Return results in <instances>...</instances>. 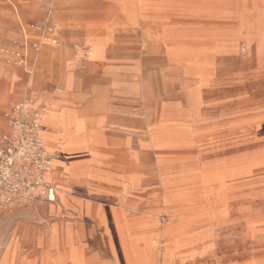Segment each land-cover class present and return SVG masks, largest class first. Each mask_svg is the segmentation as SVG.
Masks as SVG:
<instances>
[{
    "label": "rangeland",
    "instance_id": "obj_1",
    "mask_svg": "<svg viewBox=\"0 0 264 264\" xmlns=\"http://www.w3.org/2000/svg\"><path fill=\"white\" fill-rule=\"evenodd\" d=\"M134 2L137 16L142 17V21L131 28V36L138 45L126 49L125 53L142 63L144 79L156 80L157 86L143 88L147 105H154L153 97L160 95L169 109L178 104L182 115H192L182 123H172L173 128L161 136L162 142L176 144L163 146L154 154L162 168L180 171L190 182L213 172H245L241 180L227 189L225 206L211 205L210 200L215 195L202 194V190L196 188L188 194H170L175 199L178 197V202L173 203L175 206L169 213L156 216L158 225L151 233L158 238V250L153 262L264 264V0ZM50 3L47 7L10 8L16 18L28 12L32 21L42 19L40 24L33 26L49 35L44 41V46L48 47L60 46L64 29L58 22L64 21L66 15L77 30L81 21V25L88 26L89 29L80 28L87 30L89 35L98 34L107 25L118 29L121 25L118 21L124 16L121 7L105 3L70 7L55 5L54 0ZM208 15L214 19L205 18ZM129 16L132 21V14ZM158 36L163 37V42L154 39ZM141 43L143 52L139 48ZM42 48L37 45L33 50L37 54ZM88 49L93 53L91 58L100 56L98 43L90 41L83 59L76 65L75 76L96 82L100 75L86 70L87 62L91 61L86 58ZM24 55V49L16 51L8 58L11 70L3 72V78L12 76L16 83L6 86L4 80L0 81V143L12 131L2 113L20 103L25 106L29 99L39 98L32 89L43 93L50 89L41 84L47 71L35 70ZM81 71L86 75L80 74ZM52 73H59V70ZM6 90L7 95L4 94ZM124 101L121 96L116 102L123 107ZM45 102L50 111V103ZM170 112L176 114L173 110ZM28 118H35V113H29ZM65 129L62 126L68 138ZM68 142L67 139L65 153L67 150L75 156L85 154L80 150L82 146L69 148ZM41 154L48 165L58 160L56 150L47 155L42 149ZM156 169L154 167L153 171ZM36 188L23 190L9 202L0 203V264H89V261L91 264H125L122 243L114 241L113 248L118 255L115 258L110 245L103 241V232L71 212L72 202L68 208L51 213L46 190ZM57 192L56 188L55 195ZM78 200L83 202L80 197ZM152 205L159 206V199H154ZM191 217L203 223L198 228L184 227L182 222ZM168 220L171 225L165 227ZM166 231L175 235L163 239ZM191 237L197 240L195 244L180 245L164 256L167 246L173 247L178 240Z\"/></svg>",
    "mask_w": 264,
    "mask_h": 264
},
{
    "label": "crops",
    "instance_id": "obj_2",
    "mask_svg": "<svg viewBox=\"0 0 264 264\" xmlns=\"http://www.w3.org/2000/svg\"><path fill=\"white\" fill-rule=\"evenodd\" d=\"M54 1L55 5L65 7L105 3L123 7L124 16L118 21L121 23L118 29L107 25L98 34L89 35L87 30L82 29H89L88 26L81 25V21L77 30L78 27L66 15L64 21L58 22L64 29L61 47H48L44 46V41L49 35L33 26L40 24L42 19L32 21L28 12L16 18L10 8L47 7L51 4L50 0H0V81L4 80L6 86L16 83L12 76L3 78V72L11 70L8 58L24 49L25 55L28 54L27 57L24 56L35 70L47 71L41 78V84L50 88L48 92L32 89L29 85L34 94L51 105L50 111L48 105L42 120L44 127L50 130L43 132L44 137L53 143L52 132L61 130L62 125H65L69 135L68 145H71L69 148L76 143L87 150L85 154L75 156L67 150L65 153L63 149L62 157L54 162L53 166L56 168L50 176V183L58 192L56 203H49L50 212L68 208L73 203L71 212L80 215L81 220L88 225L95 224L101 231L105 225L114 232L115 240L120 244L122 240L116 227L119 221L124 226L133 228L129 239L141 244L144 243L143 239L150 241L153 238V227L158 225V222L154 225L152 219L158 214L169 213L175 206L173 203L178 202V197L175 199L170 194H188L193 188L202 190L200 178L190 182L180 171H166L154 155L163 149L158 144L162 142L161 136L170 131L173 121H169V118H174L173 123L179 124L182 116L180 107L174 104L169 109L160 95L153 97L154 105L146 103L147 95L143 88L155 86L156 80L144 79L145 68L141 62L127 57L125 53L126 49L138 45L131 36V28L141 22L142 17L136 14L134 0L125 1L126 3L116 0ZM129 14L133 18L131 22ZM144 38L145 36L142 37ZM158 38V41L163 42V37L155 39ZM90 41L98 43L101 56L87 62L86 70L95 69L100 75L96 82L75 76L76 65L83 59L84 49ZM37 45L43 48L36 54L33 47ZM140 45L143 52L144 47ZM100 58L102 59L99 60ZM55 69L59 73H52ZM84 72L81 71L80 74ZM7 93L6 90L4 94ZM121 96L125 99L123 107L116 102ZM9 110L10 108L2 113L4 121V115ZM172 110L175 115L170 112ZM48 111L53 114L50 125L45 122ZM76 123L82 126L78 131H75ZM153 135L157 139H153ZM154 167L157 168L156 172L153 171ZM153 194L163 195L156 197ZM78 197L83 202H79ZM154 199H159V206L152 205Z\"/></svg>",
    "mask_w": 264,
    "mask_h": 264
},
{
    "label": "bare ground",
    "instance_id": "obj_3",
    "mask_svg": "<svg viewBox=\"0 0 264 264\" xmlns=\"http://www.w3.org/2000/svg\"><path fill=\"white\" fill-rule=\"evenodd\" d=\"M126 2L128 0H125ZM124 2V1H123ZM125 2V3H126ZM255 7V6H254ZM259 8V7H257ZM123 9V7H122ZM28 11V10H27ZM64 11V10H63ZM60 12V11H58ZM139 17V16H138ZM151 18V17H150ZM205 18L207 19H214L212 17V15H208L206 16ZM130 19V17H129ZM131 22V21H130ZM95 30V29H94ZM67 32V31H65ZM76 32V31H75ZM74 32V33H75ZM73 33V34H74ZM159 37V36H158ZM68 38V37H67ZM73 38V37H72ZM155 39V38H154ZM68 40V39H67ZM157 40V39H156ZM159 40V38H158ZM43 41V40H42ZM138 42V41H137ZM40 43V42H39ZM38 43V44H39ZM55 43V42H54ZM65 43V42H64ZM117 43V42H116ZM166 43V42H165ZM248 43H249V40L246 41V45L248 46ZM66 44V43H65ZM63 44V45H65ZM142 44V43H141ZM62 45V44H61ZM60 45V47H61ZM68 45V44H67ZM114 45V44H113ZM168 44L166 43V47H167V52L168 54L170 53V50H169V47L167 46ZM244 45V44H243ZM99 46V45H98ZM150 46V45H149ZM241 46V45H240ZM119 47V46H118ZM125 47V46H123ZM244 47V46H243ZM65 48H66V45H65ZM106 48V47H105ZM148 48V47H147ZM240 48V47H239ZM38 49V48H37ZM60 49V48H59ZM62 50V49H61ZM63 51V50H62ZM102 51V50H101ZM105 51V50H104ZM109 51V50H108ZM116 51V50H115ZM36 52V51H35ZM38 52V51H37ZM64 52V51H63ZM117 52V51H116ZM121 52V51H120ZM242 52V51H241ZM65 53V52H64ZM61 54V53H60ZM67 54V53H66ZM65 54V55H66ZM100 54V53H99ZM102 54V53H101ZM28 55V54H27ZM40 55V54H38ZM86 58L88 60H92L93 58L92 55L93 53L91 52V49H88L87 52H86ZM62 56V55H61ZM67 56V55H66ZM109 56V55H108ZM113 56V55H112ZM69 57V56H68ZM101 57V56H99ZM37 58V57H36ZM48 58V57H47ZM67 58V57H66ZM107 58V57H106ZM126 58V57H124ZM232 58V56H231ZM27 59V58H26ZM62 59V57H61ZM60 59V60H61ZM64 59V58H63ZM68 59V58H67ZM102 58H100L99 60H101ZM127 59V58H126ZM37 60V59H36ZM57 60V59H56ZM97 60V59H96ZM59 61V59L57 60ZM63 61V60H62ZM66 61V60H64ZM49 62V61H48ZM103 62V61H102ZM137 62V61H136ZM139 62V61H138ZM137 62V63H138ZM229 62V61H228ZM44 63V62H43ZM47 63V62H45ZM161 63V62H160ZM36 64V63H35ZM92 64V63H91ZM102 64V63H101ZM142 64V63H141ZM208 65V64H207ZM96 66V65H95ZM136 66V65H135ZM148 66V64L146 65ZM162 66H165V65H162ZM202 66V65H201ZM210 66V65H209ZM250 67V66H249ZM151 68V66H150ZM148 69V68H147ZM158 69V68H157ZM174 69V68H173ZM90 70V69H89ZM95 70V69H94ZM92 69V71H94ZM249 69H247L248 71ZM235 71V70H234ZM233 71V72H234ZM91 72V71H90ZM147 72V71H146ZM165 72V71H164ZM154 73V72H153ZM84 74V73H83ZM90 74V73H89ZM31 75V74H30ZM86 75V73H85ZM164 82V81H163ZM31 83V82H30ZM139 83V82H138ZM195 83V82H194ZM189 84V83H188ZM171 85V84H169ZM157 86V85H156ZM172 86V85H171ZM160 88V87H159ZM177 88V87H176ZM180 88V87H179ZM157 89V88H156ZM158 90V89H157ZM160 90V89H159ZM141 92V91H140ZM158 92V91H157ZM158 97V96H157ZM263 107V106H261ZM25 108L27 110L28 113H32L34 114L35 113V118H36V124L38 126V129H37V137H38V140L40 141L41 143V146L44 150V153L47 154V155H51L53 154L54 150H56V154H57V157H62V152H63V149L65 147V144L67 142V137L65 136V134L63 133L62 130H55L54 132H52V134L54 135V142L53 143H50V141L44 137L43 135V132H50L49 129L45 128L43 123H42V120L44 118V116L46 115L47 113V110H48V104L41 100L40 98L38 97H35L33 99H29L27 102H25ZM262 109V108H261ZM261 111V110H260ZM51 115H53L52 113H50L48 115V123L49 124H52L50 123V118L52 117ZM192 116V115H191ZM190 115H185L183 114L181 116V119L179 120L180 122L179 123H182L184 122V120L186 118H189L191 117ZM228 117V116H227ZM226 118V117H225ZM139 120V119H138ZM246 120V119H245ZM169 121H173L174 122V118H169ZM176 121V120H175ZM172 122V123H173ZM203 123V122H202ZM224 124V123H223ZM43 125V126H42ZM73 125V124H72ZM63 128L65 129V125H62ZM87 126V125H86ZM81 124L80 123H76L75 124V131H78L81 129ZM146 127V126H145ZM172 127V126H171ZM216 127V126H215ZM173 128V127H172ZM66 130V129H65ZM140 130V129H139ZM67 131V130H66ZM132 132V131H131ZM68 133V131H67ZM68 135V134H67ZM69 137V135H68ZM100 138V137H99ZM153 139H157L155 135L152 136ZM118 140V139H117ZM123 140V139H122ZM90 141V140H89ZM107 141V140H106ZM111 141V140H109ZM149 141V140H148ZM89 143V142H88ZM122 143V142H121ZM123 144V143H122ZM74 144H72V147H75ZM178 145V144H177ZM71 146V145H70ZM103 146V145H102ZM159 147H165V146H176L175 143L171 142V141H168L166 143L164 142H160L158 144ZM68 148V147H67ZM108 148V147H106ZM83 153H86L87 150H84V148H81L80 149ZM145 150V149H143ZM95 152V151H94ZM129 152V151H128ZM134 153V152H133ZM262 153V151H261ZM257 154V153H256ZM154 156V155H153ZM130 158V156H129ZM230 159V158H229ZM228 159V160H229ZM234 159V158H233ZM130 161H131V158H130ZM150 161V160H149ZM218 162V161H217ZM220 162V161H219ZM142 163V162H141ZM216 163V162H215ZM54 163H52L51 165H48L47 169H46V172L43 176V181L46 183V184H49L50 187L49 189L47 190L46 192V197H47V201L50 203V202H55L57 197L55 195V186L53 184L50 183V176L52 174V172L54 171V169L56 168L55 166H53ZM156 165V164H155ZM205 165V164H204ZM209 165V164H208ZM176 169V168H175ZM193 169V168H191ZM131 170V169H129ZM167 170H170L167 169ZM192 171V170H191ZM130 172V171H129ZM187 172V171H186ZM195 172V171H194ZM182 173V172H181ZM110 175V174H109ZM173 175V174H172ZM181 175V174H179ZM178 175V176H179ZM245 175V172H243L242 170H237L235 172H224V173H216V172H213V173H210L209 175H204L202 178H201V187H202V194H213L215 195L214 197H212V199L210 200V204L211 205H215L216 207H221V206H225L226 204V198L228 197L229 194H225L227 189L232 187L233 183L237 180H241ZM116 176V175H115ZM164 176V175H163ZM167 175H165L166 177ZM159 177V176H158ZM161 177V175H160ZM117 178V177H115ZM121 178V176H120ZM124 178V177H123ZM122 178V179H123ZM140 180V179H139ZM140 182V181H139ZM164 185V184H163ZM221 192V194H219ZM240 198V197H238ZM230 199V198H229ZM246 199V198H245ZM249 199V198H248ZM162 200V199H161ZM238 201V200H236ZM232 202V201H231ZM103 204V203H102ZM145 205V204H144ZM119 208V207H118ZM137 210V209H136ZM135 210V211H136ZM142 210V209H141ZM217 216V215H216ZM218 218V217H217ZM157 217H154L152 220H153V224L155 225L157 223ZM164 219V218H163ZM170 222L166 223L165 224V227H168L171 225V220H168ZM98 223V222H97ZM201 223H203V221H198L197 219H193L192 217L191 218H188V219H185V221L182 222L183 226L186 227V228H198ZM116 227H117V234L119 236V238L122 240V255H123V259L125 261V264H154L153 262V259H154V254H156L157 250H158V247L156 245V242L158 240V238L156 236H153V238L149 241V240H145L143 239L144 243H138L136 242L135 240L133 239H129V236L131 235V233H133V228L131 227H128V226H124L120 221L116 223ZM165 227H164V230H165ZM162 229V228H161ZM103 241L106 240L108 245H110V249H111V252H112V255L116 258L118 255H117V252L116 250L113 248L114 246V241H115V237H114V234H113V231L110 230L108 227H106L105 225H103ZM57 233V232H56ZM247 234V233H246ZM175 233H172L170 234L169 232H164L163 233V236L162 238L163 239H167L169 238L170 236H174ZM246 236V235H245ZM263 237V236H262ZM246 238V237H245ZM248 239V238H247ZM197 242L196 239H194V237H191V238H188L186 239L185 241H177L173 247L171 246H167L164 250L165 254L164 256H167V255H170L169 252L170 250L174 249V248H177L179 247L180 245H182L181 247H189L193 244H195ZM98 253V252H97ZM98 255V254H97ZM96 255V256H97ZM91 257V256H90ZM92 258V257H91ZM97 258V257H96ZM90 259V258H89ZM92 260V259H91ZM99 260V258L97 259ZM101 260V259H100ZM54 261V260H53ZM87 261V259H86ZM96 261V260H95ZM94 261V263H96ZM108 261V260H106ZM105 261V262H106ZM88 262V261H87ZM164 262V261H163ZM89 264H91V262L89 261ZM93 264V263H92ZM102 264V262H101Z\"/></svg>",
    "mask_w": 264,
    "mask_h": 264
},
{
    "label": "built area",
    "instance_id": "obj_4",
    "mask_svg": "<svg viewBox=\"0 0 264 264\" xmlns=\"http://www.w3.org/2000/svg\"><path fill=\"white\" fill-rule=\"evenodd\" d=\"M28 115L21 103L4 115L12 131L0 143V203L31 187H42L46 192L50 187L43 181L48 163L41 154L36 118Z\"/></svg>",
    "mask_w": 264,
    "mask_h": 264
}]
</instances>
